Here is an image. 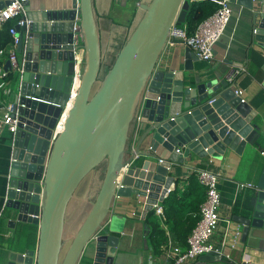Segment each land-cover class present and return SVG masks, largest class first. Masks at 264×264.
I'll list each match as a JSON object with an SVG mask.
<instances>
[{"label": "water", "instance_id": "95a60500", "mask_svg": "<svg viewBox=\"0 0 264 264\" xmlns=\"http://www.w3.org/2000/svg\"><path fill=\"white\" fill-rule=\"evenodd\" d=\"M63 1L23 0L27 12L14 27L23 71L12 72L9 101L18 122L5 207L11 223L38 225V238L35 251L11 253L8 264H81L87 247L94 248L90 264H109L118 241L106 226L115 196L144 198L145 214L173 184L168 170L181 161L176 149L185 147L183 156L191 151L218 157L214 152L226 148L253 147L260 135L259 123L251 122L256 113L235 94L224 70L178 82L155 68L170 28L184 23L191 4L201 0H139L104 71L93 0ZM229 1L249 10L254 39L264 48V0ZM9 2L0 0V9ZM185 57H192L188 47ZM4 69H10L9 60ZM139 111L150 123L143 134H152L148 151L130 145ZM86 179V192L76 198ZM74 198L78 208L69 214ZM245 211L235 217L242 238L248 230L261 231L257 238L264 253L263 177ZM216 259L218 252L212 251L197 264Z\"/></svg>", "mask_w": 264, "mask_h": 264}, {"label": "crops", "instance_id": "0c3cea01", "mask_svg": "<svg viewBox=\"0 0 264 264\" xmlns=\"http://www.w3.org/2000/svg\"><path fill=\"white\" fill-rule=\"evenodd\" d=\"M138 1L93 0L100 46L104 54H114L115 33H118L119 40L124 39L126 31L132 23ZM63 2L68 4L69 1L64 0ZM229 6L231 8L230 17L224 33L213 46L211 60H201L193 51L192 57L187 59L185 57L186 47L171 39L166 42L155 68L169 73L172 81L176 79L178 82L199 73H207L214 77V71L224 70L226 76L231 69H239L240 74L234 84L241 94H235L251 107L253 113H256L251 122L259 123L260 135L253 147L246 145L240 150L239 147H236L238 151L226 148L220 154L214 152L219 155L218 157L208 154L199 156L191 151L188 156H183L185 147H179L181 161L175 166L170 165L168 171L174 181L167 190L164 199L176 183L182 189L187 187L190 177H195L196 169L209 168L217 172L219 174L218 214L220 219L210 242L216 250L221 251V256L219 259L205 261L202 264H264V253L261 251L263 243L257 238L261 231L248 230L242 238V224L235 218L245 216V204L254 192L257 182L261 177L264 178V67H262L264 48L254 39L253 29L255 26L249 10L235 2L229 1ZM32 12L40 13L37 9ZM117 16H120L122 21L116 20ZM10 48L11 46H8L5 50L8 51ZM110 48L112 50H109ZM6 60L7 57L2 58L3 69ZM7 82L11 89L10 93H12L15 83L8 79ZM10 99L11 94L5 95L0 91V114L2 106ZM142 118L137 130H134L135 127H133L130 145L133 148L137 146L140 151H148L152 134L148 133L144 137L143 134L149 128L150 123L143 115ZM12 140L13 137L6 127H0V264H8L11 253L20 255L30 250L35 251L38 238V225L32 222L15 221L11 223L8 209L5 207L8 190L7 175L13 148ZM120 178L121 174L118 179ZM240 184H250V186L239 187ZM197 193L189 192L181 204L174 203L169 208L167 207L166 211L162 206L163 200L157 201V206L162 209L161 214H157L155 205L153 206L152 219L159 223L163 231L161 236H158L164 241V244L160 246L159 253H155L149 243L151 226L146 221L149 212L144 214V198L137 197L132 193L128 196H115L112 202L111 216L106 226L109 234L116 235L118 241L112 250L109 264H172L173 261L167 248L178 246L184 249L186 247L185 219L187 216L189 217L192 203L199 198L204 200V194L199 196ZM187 222L189 223L188 218ZM235 231L239 233L236 243L232 247L230 242ZM93 254V247H87L84 251V256L90 262ZM197 259L184 264H197Z\"/></svg>", "mask_w": 264, "mask_h": 264}, {"label": "built area", "instance_id": "2783aa9c", "mask_svg": "<svg viewBox=\"0 0 264 264\" xmlns=\"http://www.w3.org/2000/svg\"><path fill=\"white\" fill-rule=\"evenodd\" d=\"M218 4L216 11L206 19H204L192 33L187 32L185 27L173 25L168 34V41L175 40L178 44L190 48L195 55L201 60H211L213 57V46L219 40L224 33L226 24L229 20L231 8L229 6V0H213ZM25 15V9L23 6V0H10L9 4L5 5L0 9V28L8 21L15 20V24L21 25L23 23L22 17ZM74 35L79 36L78 25L74 24L73 27ZM9 33L12 37L11 48L6 51L7 60L10 62V69L4 70L0 64V91L8 95L10 94V87H8L7 75L12 72L19 74L23 71V63L19 62L18 56L14 51V47L17 45L18 38L15 32V28L11 27ZM256 33V28L253 29V34ZM5 50H0V59L3 56ZM75 61L81 63L82 61V49L78 51V55L75 56ZM76 67V66H75ZM76 69H74L75 73ZM240 74L239 69H231L226 74V80L229 83H234ZM10 79H8L9 81ZM75 81L73 82L74 87L71 88V95L74 94ZM235 93L240 95L241 91L235 89ZM72 97V96H71ZM2 113L0 114V127H6L9 133L14 135L16 130V124L18 122L16 116L12 117V104L7 101L2 106ZM141 111L138 112L135 122L134 130H137L139 124L142 122ZM61 122L58 121L55 130L59 131V125ZM264 133V132H263ZM178 153H181L180 149H176ZM13 161L12 156L10 162ZM218 173L209 168H198L195 171V177L198 183L204 189V200L199 208V218L195 226L192 228L186 238V247L184 249L178 246L167 248L169 256L172 258V264H184L185 262L194 260L201 255L208 254L212 251H217L218 255L221 256V251L216 250L210 239L213 235L214 230L219 222V203L220 195L218 191ZM8 180L9 176L7 175ZM250 186V184H240L239 187ZM157 214L162 213V209L157 204L154 206ZM237 231H235L231 246L234 247L236 238L238 237Z\"/></svg>", "mask_w": 264, "mask_h": 264}, {"label": "trees", "instance_id": "16d2710c", "mask_svg": "<svg viewBox=\"0 0 264 264\" xmlns=\"http://www.w3.org/2000/svg\"><path fill=\"white\" fill-rule=\"evenodd\" d=\"M218 8V4L213 0H201L197 1L191 4V7L189 8L185 22L180 24V27H185L187 32L192 33L195 28L200 24L204 19L211 16L216 9ZM15 20H8L1 28H0V50H5L8 48V46L11 45L12 37L9 33V29L11 27H15ZM6 56V50L3 54V56L0 59V64L2 63V58ZM7 78L10 80H14L15 75L12 73L7 75ZM198 192L197 194L201 196L204 194L203 187L198 183L197 179L195 177H190L187 187L182 189L178 183L175 184L174 188L170 190L162 201V206L164 210H167V207L169 208L174 203L175 204H181L183 198L185 195L189 194V192ZM203 202V198H199L196 200V202L192 203V206H190L191 211L189 213V217L187 216L189 223L187 222V218L185 219V226L186 229L184 231V235L186 237L192 230V228L195 226L196 222L199 218V208L201 203ZM165 210V211H166ZM166 214V213H165ZM153 211H149L148 217L146 221L150 223L151 231L149 236V243L152 245L153 250L155 253L160 252V246L164 244V241L158 238V236H161L163 233L162 229L159 226V223L156 220L152 219ZM167 220V216H166ZM165 220V221H166ZM81 264H90V260L86 256H82Z\"/></svg>", "mask_w": 264, "mask_h": 264}, {"label": "rangeland", "instance_id": "374dc122", "mask_svg": "<svg viewBox=\"0 0 264 264\" xmlns=\"http://www.w3.org/2000/svg\"><path fill=\"white\" fill-rule=\"evenodd\" d=\"M137 8V7H136ZM135 8V9H136ZM116 20H119V21H122V18L119 16L115 17ZM119 35L118 33H115L114 34V42H116V45L113 46V49L116 51L117 48L120 47L121 43L123 42V39L121 41V39L119 40ZM113 57V54L112 56L111 55H108V54H104L103 55V71L106 70V68L108 67V65L110 64V59ZM110 58V59H109ZM89 180L90 179H86V181H84V183L81 185L80 189L78 190L77 192V195H76V198H79L81 195L83 196V194L86 192L85 189H87L88 185H89ZM74 198L71 203H70V206H69V214H70V211L74 208V206H76V203H77V199ZM68 236V234L66 235Z\"/></svg>", "mask_w": 264, "mask_h": 264}, {"label": "flooded vegetation", "instance_id": "af4514ba", "mask_svg": "<svg viewBox=\"0 0 264 264\" xmlns=\"http://www.w3.org/2000/svg\"><path fill=\"white\" fill-rule=\"evenodd\" d=\"M108 55H110V54H108ZM112 56V55H111ZM82 207V206H81ZM77 208H78V205L77 206H75L74 208H73V211H77ZM79 212H80V210H79ZM78 212V213H79Z\"/></svg>", "mask_w": 264, "mask_h": 264}, {"label": "bare ground", "instance_id": "6f19581e", "mask_svg": "<svg viewBox=\"0 0 264 264\" xmlns=\"http://www.w3.org/2000/svg\"><path fill=\"white\" fill-rule=\"evenodd\" d=\"M75 87H77V82H76V84H75ZM59 129H60V126H59Z\"/></svg>", "mask_w": 264, "mask_h": 264}]
</instances>
